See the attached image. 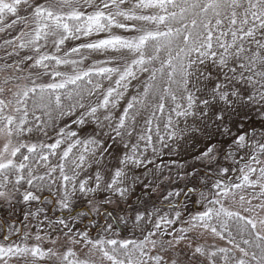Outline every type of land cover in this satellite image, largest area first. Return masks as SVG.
<instances>
[{
	"label": "snow or ice",
	"instance_id": "1",
	"mask_svg": "<svg viewBox=\"0 0 264 264\" xmlns=\"http://www.w3.org/2000/svg\"><path fill=\"white\" fill-rule=\"evenodd\" d=\"M116 29L137 35L128 37ZM6 32L11 38L4 39L0 48L5 57L20 59L0 64L3 85L15 82V90L7 89L12 99L0 98V137L6 141L0 149V199L10 202L19 194L25 203L40 201L37 193L55 188L62 193L61 209L71 210L77 193L93 197L110 193L103 203H112L113 196L127 200L138 183L163 170L156 159L165 150L175 152L170 142L205 139L204 149L194 159L211 166L217 161V145L212 143L216 133L232 137L225 158L242 166L236 169L239 175L234 181L219 178L230 171L219 167L212 183L206 174L187 189L199 195L203 210L182 221L184 227H174L181 221L182 213L176 210L180 204L170 205L175 218L164 214L154 223L158 210L147 213V219L137 213L133 227L139 229V236L135 238L93 239L87 231L73 232L60 219L53 223L68 229L63 235L70 245L63 252L39 244H16L5 236L9 242L0 243V264L27 257L32 258L30 264L44 260L53 264H193L196 257L204 258L198 264H219L218 256L223 264H264V130L233 134L225 124L229 113L239 115L240 108L259 113L264 120V0H0V33ZM70 41L81 42L68 48ZM21 51L26 54L21 56ZM109 52L120 55L82 67L91 54ZM28 61L29 69L42 71L21 75L25 71L21 66ZM66 67L71 71L61 70ZM138 73L148 74L142 91L137 89L138 94L115 116L111 109L120 106ZM45 76L48 82L37 83ZM104 80L110 82L106 88ZM5 91L0 86V97ZM98 92L97 102L86 106V97ZM78 109L83 111L72 123L81 129L94 124L90 134L82 136L65 124L54 139L49 137L51 142L27 138L34 131L48 137L56 121ZM145 110L149 115L137 131ZM113 144H122L125 150L114 169L108 167ZM237 190L241 205H249L244 211L254 216L224 206L222 200L235 197ZM200 229L199 236L210 233L220 239L227 232L228 242L240 255L229 248L211 251L194 244L189 233ZM103 231L112 232L113 225L107 224ZM236 236L247 247H241ZM35 239L42 237L38 234ZM184 241L190 253L177 251ZM81 244L88 248L86 259H80L75 249ZM97 254L99 259H93Z\"/></svg>",
	"mask_w": 264,
	"mask_h": 264
},
{
	"label": "rangeland",
	"instance_id": "2",
	"mask_svg": "<svg viewBox=\"0 0 264 264\" xmlns=\"http://www.w3.org/2000/svg\"><path fill=\"white\" fill-rule=\"evenodd\" d=\"M129 23H137V22H129ZM114 31H116L118 34L125 35L128 37L137 35V33L133 31H124L120 29H116ZM16 34H17L16 32H12V35H16ZM9 38L11 37L9 36L7 32L0 33V45L3 44L4 39H9ZM80 42L81 41H70L68 42L66 47L70 48ZM8 51H11V49L9 48ZM25 54L26 53L24 51H21V56H24ZM119 55H120L119 53H113V52H109L105 55L93 53L91 54L90 58L84 62L82 67L87 68L91 66L94 60H105L110 56H119ZM0 58H3V59H0V64H3L5 62V59H7V63H10V64L13 63L15 60L20 59V57H15V56L12 58L5 57L4 48H0ZM30 63L31 61H28L21 66L25 69L23 73H20L21 75H27L29 70L34 73L37 71H42L39 69H29L28 65ZM106 66H111V65H106ZM156 66L158 67L159 65L157 64ZM61 70L71 71V68L66 67V68H62ZM8 74L11 75L12 74L11 71ZM4 75L5 73H0V86L5 87L6 91L3 94V96L0 98L8 100V99H12V96H11V93L7 91V89L13 88V90H15L14 88L15 82L9 83L8 85H3L2 81H3ZM137 75H138V79L132 80L131 85L128 89V92L125 94V99L120 102V106L117 109H111L112 113L115 116H118L120 114L123 107L126 106L127 100L131 99L132 96L138 94L137 89H140L142 91L143 82L147 80L148 74L138 73ZM46 79L49 80V77L45 76L43 77L42 80H37V83L44 82ZM107 86H109V84ZM97 96H99V94ZM96 102H97V97L95 100H92L89 103H87L86 106L88 104H95ZM10 110L11 108L8 109V111ZM81 111L83 110L78 109V111L75 114H73L72 116L73 118H70V119L64 118V120L68 125L71 126V129L79 130L80 134L82 136H85L87 134H90L93 131V129L95 128V125L89 124V125L83 126V128L81 129V126L73 124L72 121L76 119V117L80 114ZM238 112H239V115L229 113V116L225 118V124H227L231 128V132L233 134H239L240 132H247L251 134L254 128L257 129L256 131H258V128L261 130H264L263 128L264 120L260 118L259 113H256L254 111L249 112L247 109H244V108L238 109ZM98 115H100V118L102 120L103 115H104L103 110H101V112L98 113ZM148 115H149V111L147 110L142 111L141 117L138 118L137 131H139L144 126V119L147 118ZM113 123H115V121H113ZM240 125H243V127L241 128ZM104 130L107 131L108 129L105 128ZM260 131H258L257 133H259ZM161 134H163V123H161ZM49 137L54 139L56 137V133L55 135L49 134L48 137H45L42 133L35 132V133H32L30 137H27V138L31 142H38L41 140L45 142H51V140H49ZM153 139L155 140V136H153ZM134 140H135V134L133 137V142ZM5 142H6L5 138L0 137V149L3 148ZM107 143L111 144L112 141L109 140L107 141ZM206 143L207 141L203 138H200L197 141H192V140L179 141L178 140V141L170 142L171 147L175 149V152L169 153L168 150H165V154L163 155V157L156 159V163L161 164L163 170L157 171L155 176L149 175L147 180H145L143 183H138L134 191H132L131 194L128 196L127 200H122V199H119L118 197L113 196L112 203H103L102 202L103 198L105 196H110L111 195L110 193L97 194L95 197H93L92 194L84 195V194L77 193V196L75 197L74 200L82 202V204H85V203L91 204V206L88 207V208L91 207V209H97L99 207L105 208L104 211L105 212L107 211V213L111 209V208H108L110 207L109 205L114 204L116 205V208L113 209L114 213H116L117 216H119V218L121 219V216L124 217L125 211H123V209L128 208L129 202L139 203L140 205H143V206L146 204L147 200H151L155 202L156 198H162L163 195L169 194L171 192L172 190L171 186H173L174 182L184 183L187 177H193L192 175L193 173H195L196 175L198 173V171L196 170L197 168L200 167V170L201 168H206V171H211L209 169V166L206 163H201L200 161H196L194 159V157L197 156L204 149ZM212 143H215L217 145V161L214 162L212 165L215 166L216 163H218L219 161L230 163L234 167L233 172H231L227 176H222V179L225 183L236 180V177L239 175V172L236 169H238V167H241L242 164H234L231 158H228V159L225 158V154L229 150V145L232 143V137L221 136L219 133H216L215 138L212 141ZM111 151L113 152V156L110 158V163H108V158H106V163H108V167L114 169L116 166H118L117 158L120 157L125 150L123 149L122 144H113ZM148 155L151 156L150 150H149ZM178 165H184V167L179 168ZM149 167L151 168L153 166L149 165ZM94 170L95 169H93L92 171ZM140 171H143V169H141ZM41 172H43V169H41ZM207 176H213V174H210L209 172ZM89 185L94 186L93 181H89ZM237 193L238 194L235 197H233L232 195H229L227 198H224L222 200L224 206L231 211L240 212L241 215L254 216L255 213L244 211V208L249 207V205L247 204L241 205V203L239 202L240 190H237ZM42 198L44 199L46 198V196H42ZM247 198L248 197L246 196V199ZM199 199L200 198L198 197V199L196 200L197 202L194 205V209L190 210L189 208L187 209L184 208L182 210L181 221H178L174 225L176 229L186 226L182 223V221L189 219L190 215H194L198 210L199 211L203 210V208L201 207V204L199 203ZM18 201H23L22 197L19 194H17L16 197L12 199L10 202L5 201L4 199H0V223H2L1 212L6 207L8 206L11 207L13 204H16V202ZM56 201L58 202V199ZM89 201H92V203H89ZM252 203L257 204L259 203V201L253 200ZM70 213L71 214L66 213L65 216L73 217L75 215V213L73 212H70ZM262 215H264V213H262ZM61 216L62 214H59L56 216L50 214L49 216L50 218H45L39 214L29 215L27 217L26 224L23 227L20 222H17L14 225V229H11L8 226H5L3 237L8 236L9 241L16 243V244H21L23 242H26L29 245L39 244L44 249L52 248L55 251L63 252L67 246H70V245L65 244V238L63 235V233L67 232L68 229L64 228L63 225L53 223L54 221L63 219L68 224V226L72 228L73 232L75 233L85 232L87 230H84L83 225L77 226L78 222L76 218H73V220H69L67 217L64 219V218H61ZM201 232H203L202 229L197 230L196 232H193V233H189V235L192 237L194 244H201L211 251H215L216 249H219V248H229L233 250L236 256L240 255L238 250L233 249V246L228 242L227 232H225L224 234L225 239H220L219 237L213 236L210 233H204L203 236H199ZM25 233L28 234L27 241L24 240ZM116 233H119V232L113 231L105 235L97 234L96 231L89 232L90 237L93 239H96L99 236H106L107 238H115V239L128 238V236H126V234L128 235V232H126L125 234L119 233V235H116ZM38 234L42 237V239L39 241L35 239L36 235ZM233 235H235V233H233ZM198 236L199 238H197ZM166 238H170V237H166ZM244 238L245 239L248 238L247 234H245ZM53 240H56L57 242L54 244L52 243ZM236 240L241 243V247H247L246 245L242 243V239L240 236H236ZM9 241L2 240L0 236V243H6ZM187 243L188 241L182 242L178 246L177 251L182 250L183 252L190 253L191 249L187 247ZM75 249L80 259L88 258V248L85 247L83 244L76 245ZM92 258L99 259V256L97 254V256H94ZM180 259L186 261L187 257L181 256ZM203 259H204L203 257H196L193 261V264H198V262L202 261ZM217 259L219 261V264H223V261L220 260L219 256L217 257ZM31 260H32L31 257H27L24 259L13 258L10 264H30ZM38 264H53V262L49 260H44V261H39ZM105 264H107V262H105ZM204 264H207V262L204 261Z\"/></svg>",
	"mask_w": 264,
	"mask_h": 264
},
{
	"label": "trees",
	"instance_id": "3",
	"mask_svg": "<svg viewBox=\"0 0 264 264\" xmlns=\"http://www.w3.org/2000/svg\"><path fill=\"white\" fill-rule=\"evenodd\" d=\"M48 81L49 80L46 79L44 82H48ZM103 84L106 88L109 82L107 80H104ZM98 94L99 93H97V95ZM97 95L86 97L85 104L89 103L92 100H95L96 97H98ZM72 116L73 115H68L56 121L55 126L50 127L48 129V135L49 134L55 135V133L58 132L59 128L64 127V125L67 124L64 118L70 119V118H73ZM72 130H75V129H72ZM260 130L258 128V131ZM33 133H35V131ZM236 159L239 160V157L236 156ZM219 167H226L230 169V171L227 174H224L222 176L229 175L231 172H233V168H234L230 163H226L224 161H219L218 163H216L215 166L213 165L209 166V169L211 171H206V168H201L200 170V167L197 169L195 167L198 173L194 177H187L184 183L174 182L173 186H171L172 188L171 192L173 193L180 192L179 196H169L168 194H165L162 196V198H156L155 202L151 200H147L144 206L140 205L139 203L129 202L128 204L129 210L128 208L123 209V211L125 212H124V217L121 216V219L119 218V216H117L116 213H114L113 209L116 208V205L114 204L109 205L110 207L108 208H111V209L107 213V211L106 212L104 211L105 208H101V207L97 209H91V207L88 208L89 206H91V204H88V203L82 204V202L74 200L75 199L74 197L71 210L61 209L59 206V203L56 200L58 199L59 201L62 193L56 192L55 188H53L51 192L49 191L40 192V193H37V195L41 196L40 201H33L30 203H25L24 201H18L16 202V204H13L11 207L10 206L6 207L1 212L2 223H0V236L2 240H4L3 235H4L5 226H8L9 228L14 229V225L17 222H20L23 227L26 224L27 217L29 215H32V213L42 215L45 218H50L49 217L50 214L55 215V216L62 214L61 218L65 219L67 217L65 216L66 213L71 214L70 212H73L75 213V215L73 217H67V218L69 220H73V218H76L78 222L77 226L83 225L84 230H87L88 233L92 231H96L97 234L105 235L107 233L103 231V228L107 224H112L113 231L119 232L121 234H125L126 232H128V235L126 234L128 238H135L139 236V233H138L139 229H136L133 227V222H134V219L137 213H144L147 219V213L156 212L158 210V215L152 217V221L154 223L155 220L159 218V216H162L164 214H168L170 218H175L173 208L170 207V205L180 204L181 207L176 210H179L181 212L184 209L182 207V205L184 204H187L188 206L187 208H189L190 210L194 209V205L196 203L194 204L193 201H196L199 195L198 194L193 195L189 193L187 189L196 185L200 179H204L206 174H209V172L210 174H213V176H211L212 180H209L208 183L209 184L212 183L217 178L215 175V172L218 170ZM222 176L219 178L222 179ZM81 178H84L83 175ZM25 187L27 186L25 185ZM22 190L23 188L21 189V191ZM42 196H46V198L43 199ZM39 209H42V211H38ZM147 227L151 228L152 225L148 224ZM254 250L258 251L257 249H254Z\"/></svg>",
	"mask_w": 264,
	"mask_h": 264
}]
</instances>
